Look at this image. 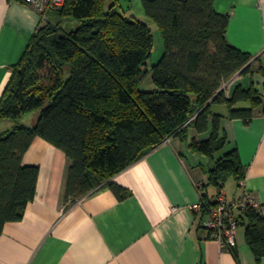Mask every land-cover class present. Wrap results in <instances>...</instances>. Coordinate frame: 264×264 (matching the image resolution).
<instances>
[{"label": "trees", "instance_id": "1", "mask_svg": "<svg viewBox=\"0 0 264 264\" xmlns=\"http://www.w3.org/2000/svg\"><path fill=\"white\" fill-rule=\"evenodd\" d=\"M214 3L142 0L165 47L151 67L153 30L121 9L119 0H66L47 13L0 97V234L6 223L24 218L35 198L40 168L24 165L23 156L37 137L70 160L66 202L103 186L123 199L129 191L112 178L168 139L179 138L193 153L214 159L228 142L224 117L213 111L214 104L226 105L231 118L245 122L259 109L264 113L263 93L254 81L226 94L224 85L236 75L253 74L254 60L228 40L230 16ZM66 21L78 26L68 29ZM149 75L156 88L144 90ZM33 111L39 112L37 122L23 124V116ZM3 121L14 125L2 130ZM192 131L199 137H191ZM208 173L216 192L210 196L201 189L206 205L215 203L231 178L238 186L245 179L237 149L217 159ZM239 220L261 264L264 214L249 207ZM231 251L236 255L235 248Z\"/></svg>", "mask_w": 264, "mask_h": 264}, {"label": "crops", "instance_id": "2", "mask_svg": "<svg viewBox=\"0 0 264 264\" xmlns=\"http://www.w3.org/2000/svg\"><path fill=\"white\" fill-rule=\"evenodd\" d=\"M214 4L218 12L230 16L228 40L250 53L257 67L253 79L251 74L236 75L227 82L226 94L231 96L238 84L248 88L251 81L262 82L263 88H257L264 99L260 69L264 70V0H215ZM41 22V15L28 4L0 0V97ZM222 109L213 111L224 117L228 142L223 154L216 152L214 159L204 156L208 160L203 161L186 142L168 139L112 178L129 191L123 199L103 186L75 203L66 202L70 160L58 147L35 138L23 156L24 165L40 168L35 198L22 220L5 224L0 264H257L245 227L238 230L235 255L199 227L200 216L193 209L201 189L210 196L216 192L208 184V170L237 149L245 179L233 198L246 189L264 214V113L259 109L245 122L231 118L227 106ZM38 116L36 111L29 122H21L33 126ZM13 125L3 121L1 129ZM190 136L199 137L195 131Z\"/></svg>", "mask_w": 264, "mask_h": 264}, {"label": "built area", "instance_id": "3", "mask_svg": "<svg viewBox=\"0 0 264 264\" xmlns=\"http://www.w3.org/2000/svg\"><path fill=\"white\" fill-rule=\"evenodd\" d=\"M19 1L33 7L41 15L42 20L45 21L47 13L59 10L66 0ZM241 184L244 185L243 181ZM249 207L260 209L261 204L246 189H243L235 198L229 199L225 188L220 189L215 203L206 205L205 200L201 197L193 205V209L200 216V219L203 214L201 219L202 227L209 233V237L219 241L222 248L227 250H231L237 246L240 214L244 213Z\"/></svg>", "mask_w": 264, "mask_h": 264}, {"label": "rangeland", "instance_id": "4", "mask_svg": "<svg viewBox=\"0 0 264 264\" xmlns=\"http://www.w3.org/2000/svg\"><path fill=\"white\" fill-rule=\"evenodd\" d=\"M119 3H120L121 9L126 10L129 15L136 16L137 18L146 21L150 25V27L152 28L153 33H154V50H153V55H152L151 59L148 61V64H149V67H151L153 64L158 63L159 60L161 59L163 53H164V49H165L164 42H163V39L161 37V34H160V31L158 29L157 24L152 19H150L149 17L146 16V14L144 12L143 5H142V0H119ZM64 25L68 29H75L78 26V22L77 21H66ZM252 69L255 71V69H257V67L253 66ZM254 75L255 74L251 75L252 79H253ZM255 86L259 87V88H263L262 82L256 83ZM141 88L144 90H153L156 88L155 85L152 83L150 75L142 83ZM222 107H224L226 110V106H221L220 104H214L213 110L219 112L220 110H223ZM35 112L36 111L27 113L25 116H23L22 119L26 122H29L30 117ZM223 151H224L223 149L217 151L218 155L223 154L224 153ZM201 157H202L203 161H205L207 159L204 157V155H201ZM237 184H238L237 181L234 178H231L225 185V191L227 192L228 197L230 199H233L237 190H238V192L240 190ZM211 190H213V189H211ZM243 229L244 228H241V230H243Z\"/></svg>", "mask_w": 264, "mask_h": 264}]
</instances>
